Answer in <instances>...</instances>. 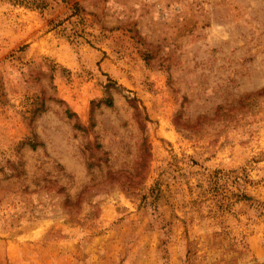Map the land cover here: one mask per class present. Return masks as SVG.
Listing matches in <instances>:
<instances>
[{"label": "rangeland", "instance_id": "obj_1", "mask_svg": "<svg viewBox=\"0 0 264 264\" xmlns=\"http://www.w3.org/2000/svg\"><path fill=\"white\" fill-rule=\"evenodd\" d=\"M0 264H264V0H0Z\"/></svg>", "mask_w": 264, "mask_h": 264}, {"label": "trees", "instance_id": "obj_2", "mask_svg": "<svg viewBox=\"0 0 264 264\" xmlns=\"http://www.w3.org/2000/svg\"><path fill=\"white\" fill-rule=\"evenodd\" d=\"M106 102H107V105H109V106L112 104V102L110 100H107Z\"/></svg>", "mask_w": 264, "mask_h": 264}]
</instances>
